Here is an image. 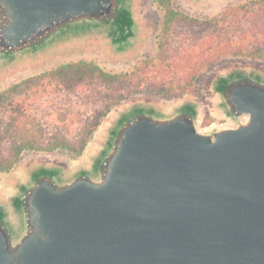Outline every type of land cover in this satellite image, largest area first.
I'll return each instance as SVG.
<instances>
[{"label": "water", "instance_id": "obj_1", "mask_svg": "<svg viewBox=\"0 0 264 264\" xmlns=\"http://www.w3.org/2000/svg\"><path fill=\"white\" fill-rule=\"evenodd\" d=\"M130 3L0 0V69L79 37L121 44ZM210 91L224 124L134 102L82 163L31 164L0 195V264H264V72L231 67Z\"/></svg>", "mask_w": 264, "mask_h": 264}, {"label": "rangeland", "instance_id": "obj_2", "mask_svg": "<svg viewBox=\"0 0 264 264\" xmlns=\"http://www.w3.org/2000/svg\"><path fill=\"white\" fill-rule=\"evenodd\" d=\"M130 6L138 38L122 53L104 36L79 37L0 69V167L8 168L0 171V195L36 162L82 163L104 127L134 102L169 108L186 99L202 108L201 129L224 124L214 110L213 78L231 67L264 72V0L223 1L205 10L187 0H171L167 10L158 0H131ZM78 62L93 64L95 74L69 90L53 74ZM92 123L98 126L91 135ZM89 134L78 158L59 150L17 156L14 146L23 140L75 148Z\"/></svg>", "mask_w": 264, "mask_h": 264}, {"label": "trees", "instance_id": "obj_3", "mask_svg": "<svg viewBox=\"0 0 264 264\" xmlns=\"http://www.w3.org/2000/svg\"><path fill=\"white\" fill-rule=\"evenodd\" d=\"M158 3L160 5H163L166 7V10L168 9L171 0H158ZM170 13V12H168ZM246 56L250 57L252 56V53H245ZM257 58H262L258 56ZM95 74V68L93 64L91 63H86V62H78L74 64H69V65H64L61 66L53 75L55 77L59 78V83L61 82L62 85L65 87H68L69 90L84 82L85 79L89 78L91 75ZM4 98V94L0 95V100ZM98 126V123H92L93 131L90 133L94 132V129ZM82 137L79 142L77 147L75 148H70L67 146H63L61 144H52L49 146H41V145H36L34 142H29V141H23L20 140L18 143H14V146L18 149L17 151V156L22 150H27V151H42V152H52L55 150H59L58 152H63L66 153L71 158H78L82 155L84 152L88 142L91 139V135ZM8 170V168H1L0 171H5Z\"/></svg>", "mask_w": 264, "mask_h": 264}, {"label": "flooded vegetation", "instance_id": "obj_4", "mask_svg": "<svg viewBox=\"0 0 264 264\" xmlns=\"http://www.w3.org/2000/svg\"><path fill=\"white\" fill-rule=\"evenodd\" d=\"M137 28H138V26L135 24V25H134V36H133V37L127 39V40H126L123 44H121V45H120V44L111 45V48L114 49L115 51L120 52V53H122L121 51L126 50L127 47H129V46L132 45V44H131V41H132L134 38H138L137 33H136Z\"/></svg>", "mask_w": 264, "mask_h": 264}]
</instances>
